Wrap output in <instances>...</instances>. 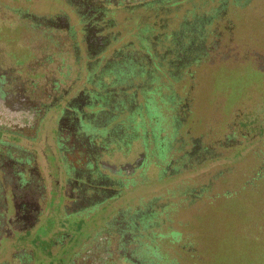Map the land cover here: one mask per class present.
<instances>
[{
  "label": "flooded vegetation",
  "instance_id": "flooded-vegetation-1",
  "mask_svg": "<svg viewBox=\"0 0 264 264\" xmlns=\"http://www.w3.org/2000/svg\"><path fill=\"white\" fill-rule=\"evenodd\" d=\"M250 21L264 0H0V264H173L154 245L172 203L136 192L209 149L185 137L162 167L147 101L169 57L250 50Z\"/></svg>",
  "mask_w": 264,
  "mask_h": 264
},
{
  "label": "rangeland",
  "instance_id": "rangeland-1",
  "mask_svg": "<svg viewBox=\"0 0 264 264\" xmlns=\"http://www.w3.org/2000/svg\"><path fill=\"white\" fill-rule=\"evenodd\" d=\"M246 26L251 29L250 37L238 42L250 43V50L245 49L236 58L218 59L207 68L209 81H198L201 86L192 109L194 113L185 123L177 118L183 113L176 110L180 108L183 83L174 80L166 63L160 62L166 65L158 73L159 84L155 85L160 90L147 101L150 132L159 122L151 148L160 164L165 168L178 161L180 142L185 137H204L203 142L209 147L208 159L193 162L186 159L181 171L162 179H155L152 174L136 192L144 203L160 199L164 205H173L167 230L161 227L158 230L166 237L157 236L154 244L160 246L158 252L164 258L162 261L264 264V194L244 193L238 189L237 196L230 195L235 193L233 189L239 188L237 184L251 177L259 164L257 153H264V33L252 29L256 27L254 22H247ZM153 119L158 120L150 122ZM236 122L241 125L240 140H233L237 137L234 133ZM45 138L40 142L41 150L46 146ZM208 183L211 190L196 201L192 200L193 204L189 203L192 191ZM52 223L49 221L34 230L26 239L29 244L40 239L41 249L48 250L49 245L42 242V238ZM0 244L7 243L0 241ZM182 246L186 247L184 257L187 258L190 250L193 254L188 260L183 257L180 258L182 262H178L176 257Z\"/></svg>",
  "mask_w": 264,
  "mask_h": 264
},
{
  "label": "trees",
  "instance_id": "trees-1",
  "mask_svg": "<svg viewBox=\"0 0 264 264\" xmlns=\"http://www.w3.org/2000/svg\"><path fill=\"white\" fill-rule=\"evenodd\" d=\"M236 57H238V55L236 54L231 55L229 57H226L223 55H212V56L211 55H202V56H194V55L189 56L188 55V56L169 57L170 60H175V62L178 63L177 65L181 66L179 70L172 71L171 76L178 83L180 84L183 83L182 85V95L183 96H180L179 102H180V105L185 107L187 111L189 110L188 113L190 117L194 113L193 110H194L195 99H197V93H198L197 90H199L201 86V82H198V81L200 80L209 81L208 79L209 74H208L207 68L210 67V65L216 62L218 59H222V58L229 59V58H236ZM160 59L166 62L165 57H160ZM239 123L237 122L235 123L237 126H236V131L234 133L237 135V137L235 138L233 137L234 138L233 140H238L241 137L240 136L241 125ZM203 139H200V138L192 139L191 151L196 150V145H199V146L206 145V143L203 142ZM231 141L232 140H229V142ZM215 144H217V142H215ZM206 148L209 149L208 145ZM197 155L198 154L196 150V153L190 157V160L193 162V161L200 160V159L204 160L208 157L207 153L205 154L204 157H200V156L197 157ZM256 159L259 160V164L251 172V177L249 175V180L242 184H237L239 188H237L236 190L233 189L235 193L234 194L230 193L231 196H234V197L237 196V194L239 193L238 189L243 191L244 193L251 192L253 194L257 193L259 195L264 194V153L263 152L257 153ZM209 190H211L210 183H208V185H205L204 187H200V189H194V191H192V194L193 195L197 194L198 198H201L203 195L207 194Z\"/></svg>",
  "mask_w": 264,
  "mask_h": 264
}]
</instances>
